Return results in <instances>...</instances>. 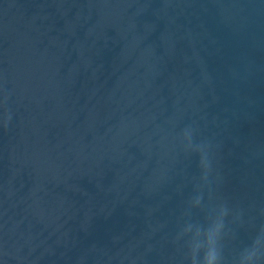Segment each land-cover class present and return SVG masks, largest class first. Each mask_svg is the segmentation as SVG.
<instances>
[{
	"label": "water",
	"instance_id": "obj_1",
	"mask_svg": "<svg viewBox=\"0 0 264 264\" xmlns=\"http://www.w3.org/2000/svg\"><path fill=\"white\" fill-rule=\"evenodd\" d=\"M0 264H264V0H0Z\"/></svg>",
	"mask_w": 264,
	"mask_h": 264
}]
</instances>
